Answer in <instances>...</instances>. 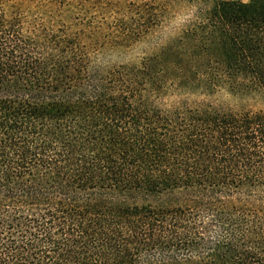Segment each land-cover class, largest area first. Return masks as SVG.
I'll return each instance as SVG.
<instances>
[{
  "label": "trees",
  "instance_id": "obj_1",
  "mask_svg": "<svg viewBox=\"0 0 264 264\" xmlns=\"http://www.w3.org/2000/svg\"><path fill=\"white\" fill-rule=\"evenodd\" d=\"M0 264H264V0H0Z\"/></svg>",
  "mask_w": 264,
  "mask_h": 264
},
{
  "label": "rangeland",
  "instance_id": "obj_2",
  "mask_svg": "<svg viewBox=\"0 0 264 264\" xmlns=\"http://www.w3.org/2000/svg\"><path fill=\"white\" fill-rule=\"evenodd\" d=\"M243 2H248V0H240ZM184 14L179 12L178 14L174 13L170 18L168 28H173L180 25L183 22ZM166 31V29H165ZM164 34H156L153 37H149L146 40L139 41L134 47L129 50L120 49L114 51H107L108 53L103 54V58L107 64H113L116 62H127V61H138L142 56L152 51V45L156 43ZM260 104L257 103L253 107H259Z\"/></svg>",
  "mask_w": 264,
  "mask_h": 264
}]
</instances>
